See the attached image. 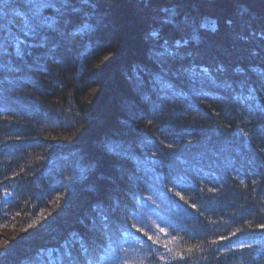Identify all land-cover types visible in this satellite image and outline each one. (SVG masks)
Here are the masks:
<instances>
[{"label": "trees", "instance_id": "trees-1", "mask_svg": "<svg viewBox=\"0 0 264 264\" xmlns=\"http://www.w3.org/2000/svg\"><path fill=\"white\" fill-rule=\"evenodd\" d=\"M12 6L17 12L0 16L9 44L0 63V264H38L70 231L90 241V264H264V89L249 100L241 87L264 74V0H158L147 11L143 0H98L70 38L32 35L26 0ZM169 8L177 23L162 27L158 14ZM142 30L161 32L173 48L180 42L163 79ZM46 33L44 47H30ZM137 72L156 96L135 133L123 107ZM82 107L99 116L88 150L102 163L64 122ZM100 171L119 177L106 197L118 204L89 233L79 221L98 199Z\"/></svg>", "mask_w": 264, "mask_h": 264}, {"label": "snow or ice", "instance_id": "snow-or-ice-1", "mask_svg": "<svg viewBox=\"0 0 264 264\" xmlns=\"http://www.w3.org/2000/svg\"><path fill=\"white\" fill-rule=\"evenodd\" d=\"M107 2V0H103ZM158 0H143L145 10L147 11L154 5ZM242 0H234V3L240 4ZM31 16L29 17V32L34 36H40L41 31L47 30V32L54 33L60 38H70L71 28L74 23L77 22V18L84 7H95L97 6L98 0H26ZM14 0H0V16L4 15L5 9H10L11 12H17V9L13 7ZM54 9L56 15L54 17H48L42 15V9ZM167 15L158 14V23L163 27L177 23L176 12L174 9H164ZM240 16L242 18L248 16V9L242 8L240 10ZM233 19H227V25L234 24ZM187 29L191 27L188 24L182 25ZM200 28L207 27V24L201 23ZM192 40H199L200 33L197 30L190 33ZM149 38L155 45L153 52L157 59L161 63V74L163 79V73L166 71L164 67V60L169 57H173L178 54L180 48V42L177 41L175 48L171 45L168 40H164L161 32L153 30L149 33ZM48 35L47 33L42 36L38 43H33L30 47H44L47 44ZM23 43V41H17V44ZM187 43V41H185ZM9 44L7 40L0 41V63H2L4 56L7 54ZM19 55V51L17 52ZM255 56V52L252 53ZM227 70L226 66L220 64L216 67L215 71L218 73H225ZM236 71H241L237 68ZM204 75L208 74V69H201ZM130 80L136 83L137 88L142 87L141 77L137 74L130 76ZM226 87H231L227 84ZM247 92L246 99H254L258 89H264V74H259L257 82L255 84H249L247 81L241 82ZM261 111H264V107L257 105ZM247 135V134H245ZM95 174V173H94ZM119 181V177L112 175L106 171H100L99 175L96 176L95 183L92 185V191L97 196V201L89 204L87 212L80 218V223L84 225L89 233H94L97 229V224L103 228L109 219L110 210L118 204V201H108L107 189H115ZM264 227V226H262ZM55 238V237H53ZM91 248V243L88 239H85L77 231L68 232L58 244L45 248L37 257L38 264H90L87 259V254ZM47 253V255H43ZM43 257L40 259V257Z\"/></svg>", "mask_w": 264, "mask_h": 264}, {"label": "rangeland", "instance_id": "rangeland-1", "mask_svg": "<svg viewBox=\"0 0 264 264\" xmlns=\"http://www.w3.org/2000/svg\"><path fill=\"white\" fill-rule=\"evenodd\" d=\"M205 49H204V51H208V50H205ZM67 50H72V48H68ZM80 51H79V55L81 56L82 52H84V51L83 50L81 52ZM70 53H74L75 55L77 54L75 52H70ZM113 56H115V54H113ZM146 56L148 57V55H146ZM126 65H127V63H126ZM128 65H131V64H128ZM127 68H129V67H127ZM128 70L131 71L130 69H128ZM123 71H124V73H123ZM125 72H127V71H125L123 69L121 73H123L122 74L124 76L123 78L126 81L128 79L126 77L127 74ZM112 77H114V76H112ZM42 79H44V78H42ZM130 84L132 85V89L128 90V95L130 96V97H128V102L129 103L127 105H124L123 112L125 113V116H127V118H128L126 120L128 122L125 123L126 126L127 127H131L132 131H135V133H136L138 129H141V124L147 125L149 123L148 122L149 119L151 120V118L147 119V117H148V115H150L151 109L155 106L152 103V100L155 99L156 95L155 94L154 95L153 94H149L150 97L148 98V94L144 93V90L141 87L137 88L136 83L135 84L130 83ZM144 85H145V83H144ZM150 86H151V84H150ZM83 99H85V97ZM136 104H138V105H136ZM139 105L143 106V110L142 111L140 110ZM69 113L71 114V118H73V119H72V121H71V119H70V121L65 120L64 121L65 124H67L69 126V124L71 123V125H72L71 127H74V129L79 130V131H81L83 133V136L80 137L79 141H76L74 144L77 145L78 147H80V146L82 147L83 146L84 147L83 150L85 152H88V154L86 153V155L89 157L90 156L89 153L93 152L92 150L91 151L88 150L89 149V141L93 137L98 136V133L100 131H102L100 128L96 127V125H99V122H100L99 120H96L97 117H99V116L93 110H89L88 111V109L84 108V107H82L78 112H76L75 110H70L69 112L67 111V114H69ZM92 118H94V119H92ZM152 118H153V120H155V117L152 116ZM133 119L134 120L136 119L139 122H136V124L133 123L131 126H128L132 122ZM94 120H96V121H94ZM122 121L123 120H121L119 118L117 122L120 124V126L122 128H125V127H123L121 125ZM95 132H96V135L94 136ZM166 136H168V134H166ZM75 139H76V137H75ZM75 139L73 141H75ZM90 157H92L93 159L96 158V160L99 163L104 162L103 161V157L101 155H96V156L94 155L93 156V153H92ZM119 157H122V155L120 154ZM122 158L125 161L131 159V158L129 159V157H127L128 159H125V157H122ZM131 160H133V159H131ZM0 250H1V243H0Z\"/></svg>", "mask_w": 264, "mask_h": 264}, {"label": "bare ground", "instance_id": "bare-ground-1", "mask_svg": "<svg viewBox=\"0 0 264 264\" xmlns=\"http://www.w3.org/2000/svg\"><path fill=\"white\" fill-rule=\"evenodd\" d=\"M179 16V15H178ZM131 23H130V21H129V25H130ZM194 27V26H193ZM96 27H94V29H95ZM195 30V29H194ZM142 32H143V30L141 31V33H140V36L143 38H145L147 41H151L150 40V38H149V35H147V33H144V34H142ZM145 32H147V31H145ZM139 36V35H138ZM150 45H152L151 43H150ZM190 44H188L187 46H189ZM185 48H187L185 51H189V50H191L192 48L191 47H185Z\"/></svg>", "mask_w": 264, "mask_h": 264}]
</instances>
